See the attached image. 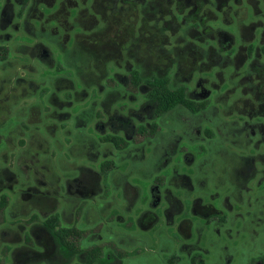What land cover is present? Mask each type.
<instances>
[{"label": "rangeland", "instance_id": "rangeland-1", "mask_svg": "<svg viewBox=\"0 0 264 264\" xmlns=\"http://www.w3.org/2000/svg\"><path fill=\"white\" fill-rule=\"evenodd\" d=\"M167 1L88 0L97 16L84 11L81 27L86 34H78L75 44L59 38L53 61L41 56L39 49L33 53L41 56V61L29 54L33 41L26 31L20 30L7 41L9 62L0 65V202L2 196H7L5 207L0 206L2 264L82 262L83 255L62 248L43 224L53 214L60 216L62 225L86 231L83 247L102 244L105 264H226V245L236 254L227 264H252L255 258L264 256V189L260 182L264 172H251L246 184L233 187L231 183L240 172L237 159L226 165L220 162L208 184L211 190L202 195L207 190L202 167L194 189L190 180L177 171L184 149L183 139L178 137L184 132V124H200L192 138L217 150L224 143L204 142L206 129L219 126L226 133L222 121L247 115L248 110L256 113L259 103L252 102L264 100V92L256 88L255 92L248 90L253 95L235 89L239 83H249L240 81L248 64L246 47L260 42L258 29L249 22L253 12L247 6L246 17L240 6L243 1L236 0L239 11L221 12L217 17L220 24L216 13L203 3L189 10L196 0ZM67 7L63 5L61 14L57 12L59 17H66ZM232 16L238 20L234 18L233 22ZM201 18L203 28L191 27ZM208 20H213L215 29L205 24ZM81 27L71 33L81 31ZM208 39L215 40V46H208ZM5 41V37L0 39L1 43ZM75 60L83 69V77L73 74ZM252 63L258 66L257 60ZM133 69L146 77L169 76L175 84L186 86L192 98L208 99L214 112L191 115L178 108L156 119L161 126L158 140L145 139L143 145L139 137L141 142L132 141L123 151L99 142L93 152L98 154H89L91 139L81 123L68 117L87 107L92 99L100 102L94 113L104 117L102 128H95L94 123L89 127L96 142L102 132H120L133 138L141 123L150 125L155 121L151 107L143 105L148 86L143 83L137 94L126 88ZM115 72L121 80L116 88L109 82ZM68 78L90 92L80 88L72 97L67 91L72 85ZM35 79L39 85L29 83ZM50 91L54 94L49 99ZM59 100L78 102L62 104ZM56 112L60 119L53 117ZM222 137L218 141L227 138ZM185 140L191 153L187 161L197 163L204 157L200 155V143L191 147ZM235 144L242 147L245 141L239 139ZM164 148L168 153L162 152ZM206 152L205 156L214 158ZM262 156L256 157L260 168L264 167ZM106 159L115 166L105 174L101 163ZM158 176L164 177L159 185L164 187L166 182L168 189L153 196L150 188ZM211 192L218 195L217 199L210 197ZM226 194L228 200L222 201ZM183 202L189 208L192 205L197 217L187 208L181 212ZM217 214L222 219L213 220L207 229L200 228L205 226L203 218Z\"/></svg>", "mask_w": 264, "mask_h": 264}, {"label": "flooded vegetation", "instance_id": "flooded-vegetation-1", "mask_svg": "<svg viewBox=\"0 0 264 264\" xmlns=\"http://www.w3.org/2000/svg\"><path fill=\"white\" fill-rule=\"evenodd\" d=\"M153 0H150V2H152ZM171 0H168L167 2L170 3ZM178 3L182 2H188L185 0H176ZM242 5L241 9L242 11L245 12L246 17H247V8L251 7V10L253 12V16L251 19H249L250 24H252V27L258 29L257 35L259 38V43L256 44H252L249 43L247 48V58H248V64L246 65V67L244 68V71L241 72V80L240 81H244L247 80L249 83L248 84H237L235 85V89H239L241 92H246L248 95H253L252 92H255V88L258 89L259 91L264 92V0H242ZM200 3H203L205 6H207V8H209L211 11H214L216 13V18L219 17L221 15V12L225 11V12H230L232 9L235 10V13H237V11H239V4L236 3V0H196L194 5H190V8L196 9V6H198ZM68 4L66 11V17H59L58 14L63 12V5ZM244 4V5H243ZM222 5V7H221ZM248 6V7H247ZM247 7V8H246ZM236 8V9H235ZM174 9V8H173ZM59 11V13H57ZM84 11L90 13V14H94L91 10V6L88 4V0H0V39H2L3 37L6 38V41L1 43L0 42V65L6 64L9 62V56L11 54V50L9 48V46L6 44L7 41H9L10 39L15 37V34L17 32H19L20 30L22 31H26L27 33H30L31 36H28V39L33 41V45L30 46L31 51L29 54H31L32 56H34L35 54L33 53V51L39 49L41 52V56H48V58L50 59V61L54 60V57L52 56V53L55 52V47L58 46V42H59V38H63V42H65L67 40H73L74 44L76 42L75 38L78 34L81 35H85L86 32L82 30L81 27V23H82V19L81 17L84 15ZM259 12V14L257 15L256 12ZM176 17L181 16L180 13H174ZM95 15V14H94ZM97 16V15H95ZM69 17V18H68ZM234 18H236V21L238 20L237 17L232 16L233 22H234ZM202 19V18H201ZM198 20L194 23H192L191 27H201L203 28L204 26V19L202 20ZM218 22L220 24H222V21ZM215 20V19H213ZM213 20H208L205 24L208 27H211L212 29H215L213 26ZM245 20V19H243ZM247 21V18H246ZM246 21H243V23H245ZM248 22V23H249ZM232 23H229L227 27H229ZM246 24V23H245ZM256 24H258V26H256ZM81 27V31L78 32H74L71 33V31L75 28V27ZM250 26V25H249ZM219 28H221L220 26H218ZM222 30H227L226 28H222ZM256 32V31H255ZM241 36V35H240ZM253 37V35H252ZM251 37V38H252ZM69 39V40H68ZM252 42V41H251ZM207 43L209 44L208 46L213 45L214 43H216V41L214 40H209L207 41ZM25 46V45H23ZM54 46V47H53ZM215 46V45H213ZM65 47H64V51H65ZM62 51V50H61ZM35 55V59L38 60H42V57ZM88 58H92L93 59V55H89ZM75 59V58H74ZM224 60V59H223ZM257 60L258 62V66L254 65L255 63H252L253 61ZM74 61V60H73ZM76 67L72 68L74 71V76L76 74H78L79 76H82L83 73V69L79 67V62L77 60H75V64ZM95 71V70H94ZM133 71H139L140 74L142 75L143 79L146 80L147 78H151L154 76H158V77H169V76H160V75H151L150 77H146L144 76L140 70L138 69H133L131 70L130 74H129V84L126 85V88L128 89V92L130 91L131 94H137L140 90H141V85L143 83L146 84V86H148V90L145 94V101L143 102L144 106H150L151 104H148V98H147V93L151 90V85L148 84L146 81H142L139 85H136L134 83V81L132 80V72ZM95 74H97V72H95ZM239 74V73H238ZM89 75V74H88ZM91 76V75H90ZM83 77V76H82ZM119 77V73L115 72L109 79V82H111L112 84H110L112 87L116 86H120V78ZM56 78V77H55ZM62 78V76H61ZM170 78V77H169ZM58 79V78H56ZM71 82L72 85L68 86L67 91H70V95L72 97H76L78 95V93L80 92L79 89H83L86 92H90V89H87V87L82 88L80 84H76L74 78H68ZM171 79V78H170ZM24 80H27L26 78ZM250 80H252V82H250ZM121 81V80H120ZM172 81V79H171ZM35 79L30 80L29 83H32L31 85L35 84V85H39L40 83ZM173 84H175L174 82H172ZM176 86H184V85H177ZM90 86V85H89ZM187 89V95L194 100V104H198L200 106V110L198 111H192L184 106H180L178 108H182L184 109L186 112H188L191 115H199L202 113H207V112H214L213 107L211 105V102L208 99H194L191 97L189 89L184 86ZM91 88H94V85H91ZM114 88V89H115ZM250 90V91H248ZM83 91V92H84ZM98 91V90H97ZM34 92V91H33ZM37 92H34V95ZM48 98L50 99L53 96V91H50L48 93ZM250 99V97H248ZM60 103H65L67 102L68 104H73V102H78V100H59ZM80 102V101H79ZM255 102H257V104L259 103V108L257 109L256 113H253L251 110L247 111V115L244 116H240L238 118H232L230 120H225V122L222 121V124H226V133H224L221 128L218 126L217 129H213L211 126V128H207L206 132L208 133V136H206L204 138V142H207L209 144L213 143H219L220 144L224 143L223 145H220L219 148L216 150L214 148H207L202 141H198V140H194L191 136V134H193V132L197 131L199 132V129L201 128L200 124L197 125L195 123V125H191L192 123L188 122L187 124H184L185 128H184V132L181 133L179 135L178 138H182L183 141L181 143L182 146H184L182 149L181 148V152L182 154V158H181V162L182 164H180L178 171V175L181 176L184 179H188L190 180L189 182L190 185H192L191 187H193L194 189V183H197V179H196V175L199 172L200 167H202V169H204V186L207 187V190L203 191L202 195H207V192L209 190H211V186L209 187L208 184L210 182L211 177H213L214 175V170L215 167L217 166V164H219L221 162V164H228L229 162H231L233 159H237L236 162V168L240 171L236 178H235V182H232V186H236L239 187L241 186V184H246L248 182V180L250 179L249 177V173L252 172L255 173L257 170H260L262 172H264V167L260 168V161L256 160V157L263 155L262 157H264V100L261 101H253L252 103L255 104ZM97 103H100L99 101L96 100H91L87 107H82L80 108L75 114L70 115L68 117V120H75L79 123H81L80 125L83 127L82 130H84V132L86 133L87 137L91 139L90 141V146L91 149L89 150V154L92 152H94V149L100 145V143L102 144H112L114 145L118 150L123 151V150H127L131 144L132 141L135 142H141V144H145V142H143L145 139H147V142H153L155 141V138L159 135V132L161 130V126L159 125L158 121L156 122V119L158 118H163L165 116H167L168 114H170L171 112H173L174 110L178 109L175 108L172 111L168 112L167 114H165L164 116L161 117H156L154 115V122H152L150 125L148 124H144L146 127L148 128H152L155 123H157L158 126V130L155 134H150V133H146V134H140L138 132V127L140 125H142L143 123H141L136 129H135V133L133 134V138H128L127 136L121 135L120 132H115V133H107V132H102L100 135V138L98 139V142L95 141V139L93 138L94 136L91 135L90 133V125L91 124H95V128L97 127H101L103 126V120L104 117L101 116L100 112H96L94 113V109L97 106ZM61 104V105H62ZM105 104V103H104ZM148 104V105H147ZM61 107V106H58ZM74 107V106H72ZM152 108V107H151ZM58 109L56 108V111ZM115 112H117L118 116H119V112L118 109L116 108ZM68 115L71 114L69 111L66 112ZM60 114V113H59ZM154 114V113H153ZM57 112L56 115H54L53 117L55 119H60L61 116L57 117ZM216 117V116H215ZM217 118V117H216ZM97 119L99 121H97ZM108 119V117H107ZM211 119V118H210ZM213 120V119H211ZM210 123L215 124L216 122L211 121ZM216 130V131H215ZM67 132V131H66ZM174 132V131H173ZM171 132L172 136L175 134ZM108 135H112L115 137H123L125 139V141L127 142V145L125 147H120L116 144L115 140H111L108 139L107 136ZM222 136L227 137L225 141H218L219 138L224 139ZM141 137V140H138V138ZM94 139V140H92ZM157 140L159 138H156ZM171 139V138H170ZM188 144L191 145H196L197 143L199 144V148L200 151L203 150V152L200 153L201 156H204L202 158H200V160L197 163L191 164L189 163L190 161H187L188 155L191 153L188 152L190 147H186V140ZM243 140L245 141V145L240 147L237 146L235 143L237 140ZM168 140V143L171 144V142ZM167 140L165 139V143H167ZM100 142V143H99ZM96 143L98 144L96 146ZM156 147H153L155 150ZM205 151L208 152V154H212L214 156V158H209L208 156H205ZM163 153H168V149L164 148L162 149ZM206 152V153H207ZM93 154H98V153H93ZM200 157V156H199ZM226 157L225 160H223L222 158ZM161 160V159H160ZM109 161V168L111 170V168L113 167V165L115 166V162H113L112 160H104L101 163V171L103 173H105L102 169V165L104 162ZM264 163V162H263ZM262 163V164H263ZM109 170V171H110ZM167 173V172H166ZM106 174V173H105ZM212 174V176L210 175ZM163 179L164 177H156V184L152 185V187L150 188V193L154 196L155 194H162L163 193V189H168V186L166 187V182L164 184V187L162 185L159 184H163ZM260 182H262V187L264 189V173L262 174V179H260ZM184 185L187 184V182L183 181L182 182ZM182 184V185H183ZM183 185V186H184ZM216 187V186H214ZM232 187V189H233ZM210 188V189H209ZM181 195H185L187 198H190L188 194H183V192L181 193ZM210 197H214L217 199L218 195H212L209 194ZM163 196V195H162ZM161 197V196H160ZM159 197V198H160ZM220 197V195H219ZM200 198V197H198ZM167 199V196H166ZM227 201L228 200V195H225V198L222 199V201ZM193 202H191L192 204ZM184 208L181 212H183L185 210V208H187V211L192 214V216L197 217V215H194V211L192 209V205L189 206L185 205V203L183 202ZM166 208L169 209V206H166ZM181 208V207H180ZM167 209V210H168ZM194 212V213H193ZM203 218V217H202ZM187 219V218H185ZM192 219V218H191ZM204 219V225L205 226H201L200 228L202 229H207L208 225L211 223H214L213 220L216 219H222L221 216L219 214L215 215L212 218H203ZM83 229V228H82ZM256 231V230H255ZM239 232V230H238ZM224 249L228 250L225 251V263H230L231 261L234 260V257L236 256L235 253H233V250H230L228 248V246H224ZM264 257L263 255L255 258L252 261V264H256L258 263L261 258Z\"/></svg>", "mask_w": 264, "mask_h": 264}, {"label": "trees", "instance_id": "trees-1", "mask_svg": "<svg viewBox=\"0 0 264 264\" xmlns=\"http://www.w3.org/2000/svg\"><path fill=\"white\" fill-rule=\"evenodd\" d=\"M132 80L136 85L142 81H146L151 85V90L147 93L148 104H151V109L156 117H161L172 111L175 108L184 106L192 111L200 110L198 104H194V100L187 95V89L184 86H176L172 83L169 77L154 76L151 78L143 79L139 71L132 72ZM147 104V105H148ZM158 130L157 123L152 128L146 127L144 124L138 127L140 134H155ZM108 139L115 140L116 144L120 147H125L127 142L123 137H115L112 135L107 136ZM109 161L102 165L105 173H108ZM7 204V196H2L0 206L3 208ZM51 234L56 238L58 244L77 256H84L80 263L76 264H105V249L102 244H94L90 247H83L82 241L85 237L86 231L78 226H65L62 225L60 216L53 214L47 217L43 223ZM121 255L122 253L119 252ZM0 264L2 262L0 261ZM256 264H264V257Z\"/></svg>", "mask_w": 264, "mask_h": 264}]
</instances>
